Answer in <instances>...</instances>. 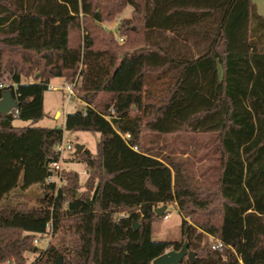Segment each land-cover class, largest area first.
Returning <instances> with one entry per match:
<instances>
[{
    "label": "trees",
    "instance_id": "trees-1",
    "mask_svg": "<svg viewBox=\"0 0 264 264\" xmlns=\"http://www.w3.org/2000/svg\"><path fill=\"white\" fill-rule=\"evenodd\" d=\"M126 5L119 42L101 22ZM53 77L83 107L35 126ZM0 84L16 101L0 113V264H25L47 233L42 264H151L183 242L194 260L178 264H264V17L252 0H0ZM63 129L99 132L94 153L72 156L83 183L65 167L59 186L46 181ZM193 147L205 148L197 161ZM167 203L180 239H152Z\"/></svg>",
    "mask_w": 264,
    "mask_h": 264
},
{
    "label": "rangeland",
    "instance_id": "rangeland-1",
    "mask_svg": "<svg viewBox=\"0 0 264 264\" xmlns=\"http://www.w3.org/2000/svg\"><path fill=\"white\" fill-rule=\"evenodd\" d=\"M257 1V0H256ZM259 2H262L264 4V0H258ZM131 7L129 5H126L119 13H117L113 19L111 20H104L101 22V25L106 30H111L116 39L121 42L123 39L122 36L118 35L117 28L119 25V22L122 18H127L130 15ZM25 80H30V78H26ZM54 84H61L62 78L55 77L53 80H51ZM65 90H58V89H49L47 88L43 93V110H44V116L36 122L35 126H60L63 123V116L68 111L78 110L81 107H83V103L77 99L75 96H69L67 97ZM59 112V115L55 117V112ZM14 125H25L27 124L26 121L20 120V119H14L12 121ZM172 136H163L161 139H167L171 140ZM207 137V136H206ZM205 137L198 138L199 140H203ZM99 139V132L97 131H87V130H69V129H63L62 132V140L61 144L66 145L67 143L70 145V149H64L60 152V157L63 159V168H72L77 171H79V177L80 181L83 179L84 174L82 173V164L80 162H77V159H73L72 156L75 154V145L80 144L84 145L87 149H89L91 152H94L95 150V144L97 140ZM161 141V140H160ZM185 142L190 143L187 141V138L185 139ZM192 144V141H191ZM191 146V145H190ZM194 148H191L189 154L191 152H194ZM205 148H199L196 151V156L194 158V161H197L199 156L201 154H204ZM192 154V153H191ZM76 160V161H75ZM190 160H192L190 158ZM66 161V162H65ZM208 161V159H207ZM204 164L206 162H202L201 165H198L197 167H204ZM63 180V179H62ZM80 187L79 189H81ZM26 192L29 194L28 201L30 203H33L35 201V196L39 193H41V189L32 186L31 188L26 190ZM165 209L168 211L169 216L167 218H159L155 220L151 225V238L152 239H167V240H178L180 239V221L181 216L178 213L175 205L172 203H167L165 205ZM50 240L49 233L38 236L35 235L32 239V245L36 246L38 249L37 251H24L23 257H24V263L25 264H42L40 261L37 260V256L39 254V251L43 249L48 241ZM210 240V239H209ZM62 262V259H61ZM6 264V263H4Z\"/></svg>",
    "mask_w": 264,
    "mask_h": 264
},
{
    "label": "water",
    "instance_id": "water-1",
    "mask_svg": "<svg viewBox=\"0 0 264 264\" xmlns=\"http://www.w3.org/2000/svg\"><path fill=\"white\" fill-rule=\"evenodd\" d=\"M16 105V101L11 97L10 92L8 90H4L0 97V113L8 112L12 107ZM82 145L76 144L74 153L77 154L81 151ZM165 206L162 204L157 206L154 209V212L157 215H161L164 211ZM134 228L137 227V224H134ZM184 257H186L190 262L194 260V252L192 250L187 249L186 242H183L179 249H168L163 253L155 256L151 260V264H178ZM61 257L58 256L54 264H61Z\"/></svg>",
    "mask_w": 264,
    "mask_h": 264
},
{
    "label": "built area",
    "instance_id": "built-area-1",
    "mask_svg": "<svg viewBox=\"0 0 264 264\" xmlns=\"http://www.w3.org/2000/svg\"><path fill=\"white\" fill-rule=\"evenodd\" d=\"M1 86H2V84H0V87ZM72 86H73V83L65 82L61 87V89L65 90V92H66L65 95L67 97L74 95V90H73ZM47 88H54V86H52L48 83ZM15 112H16V110H15ZM55 147L58 151H63L64 149H70L71 148L68 143L66 145H62L61 142L59 144H57ZM62 169H63V159L60 157V152H59L58 159L50 162L48 165L49 174L46 177V181L53 182L55 184V186H59L61 183H63V180L61 177ZM167 217H168V213H165L162 216V218H167ZM220 245H221V243L217 240L212 241V243H211L212 248L219 247Z\"/></svg>",
    "mask_w": 264,
    "mask_h": 264
},
{
    "label": "crops",
    "instance_id": "crops-1",
    "mask_svg": "<svg viewBox=\"0 0 264 264\" xmlns=\"http://www.w3.org/2000/svg\"><path fill=\"white\" fill-rule=\"evenodd\" d=\"M253 1V3H254V5H255V9H256V11L260 14V15H262L263 17H264V4L262 3V2H259L258 0L256 1V0H252ZM55 77H53V78H50V80H49V84L50 85H52V86H54V88H49V89H58V90H62L63 91V89H61V87H62V85L65 83L64 81H63V79H62V82H61V84L59 83V84H54V83H52L51 82V80H53ZM61 78V77H60ZM74 96V95H73ZM44 111V110H43ZM59 115V112H55V117H57ZM65 115V114H64ZM40 120V119H39ZM63 120H64V116H63ZM27 122V124H31L29 121H26ZM36 122H38V121H36ZM35 122V123H36ZM35 123H33V124H35ZM13 124V123H12ZM63 124V123H62ZM14 125V124H13ZM26 125V124H25ZM16 126H22V125H16ZM53 126H55V125H53ZM46 127H52V126H46ZM83 147H82V149L83 148H86L84 145H82ZM81 149V150H82ZM89 150V149H88ZM90 151V150H89ZM91 152V151H90ZM94 152H95V150H94ZM94 152H91V153H94ZM76 161V160H75ZM77 162H80V161H77ZM81 163V162H80ZM82 164V163H81ZM72 169V168H71ZM73 170H75V169H73ZM77 173H78V175H79V171H77V170H75ZM82 173L84 174V177H83V179L80 181V177H79V181H80V183H83V181H84V179H85V177H86V173H85V170H84V165L82 164ZM168 216H169V213H168Z\"/></svg>",
    "mask_w": 264,
    "mask_h": 264
}]
</instances>
